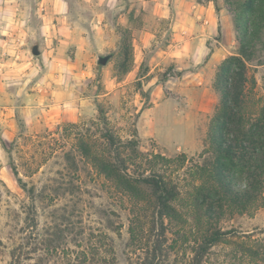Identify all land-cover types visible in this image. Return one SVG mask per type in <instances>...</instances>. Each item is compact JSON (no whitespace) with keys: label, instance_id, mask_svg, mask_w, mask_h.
Wrapping results in <instances>:
<instances>
[{"label":"rangeland","instance_id":"rangeland-1","mask_svg":"<svg viewBox=\"0 0 264 264\" xmlns=\"http://www.w3.org/2000/svg\"><path fill=\"white\" fill-rule=\"evenodd\" d=\"M228 2L0 0V264L28 233L27 215L39 233L55 227L63 235L44 264H140L153 257L187 264L197 223L186 202L179 206L184 228L166 220L163 232L151 204L117 193L78 156L77 170H69L63 153L74 150V133L93 134L101 106L110 127L122 139L135 137L144 156L197 159L219 101L212 86L217 66L236 54ZM200 36L217 66L194 59ZM105 54L108 62L98 64ZM255 57L248 75L264 99V44ZM176 174L182 183V170ZM18 178L25 189L34 187L35 199ZM217 226L228 231L226 240L202 264H264V207L227 211Z\"/></svg>","mask_w":264,"mask_h":264},{"label":"trees","instance_id":"trees-1","mask_svg":"<svg viewBox=\"0 0 264 264\" xmlns=\"http://www.w3.org/2000/svg\"><path fill=\"white\" fill-rule=\"evenodd\" d=\"M228 3L234 7L236 54L217 66L212 86L219 101L209 120L205 147L197 159L184 153L174 157L160 153L144 156L135 137L122 139L110 127L101 106L97 121H93L97 122L93 134H89V129L74 133V150L63 153L69 170H77L78 156L117 193L151 204L163 232L166 220L180 224L184 221L179 206L186 202L189 210L195 212L197 223V238L187 264H202L212 247L225 242L228 231L217 224L227 211L243 214L264 207V99L253 93L255 80L248 75L257 47L264 44V0ZM123 65L127 72V64ZM65 126L77 127V123ZM10 165L18 176L13 160ZM179 170L183 172L182 183L176 174ZM18 180L25 189L26 185ZM25 190L35 199L33 186ZM52 191L51 200L59 188ZM41 194L40 199H45V189ZM28 216L25 217L28 233L12 247L7 264H44L45 258L60 247L63 236L60 230L51 227L46 235L39 233L35 217ZM36 252L35 258L32 255ZM253 253L250 251L249 255L253 257ZM140 264L165 263L154 262L153 257Z\"/></svg>","mask_w":264,"mask_h":264},{"label":"crops","instance_id":"crops-1","mask_svg":"<svg viewBox=\"0 0 264 264\" xmlns=\"http://www.w3.org/2000/svg\"><path fill=\"white\" fill-rule=\"evenodd\" d=\"M200 5V4H199ZM193 7H195V5H193ZM200 7H202V8H204L203 7V5H200ZM180 13H183V12H180ZM201 15L199 14L198 16H197V18L198 17H200ZM196 22H198V21H196ZM204 22H207V19H205V21ZM203 25V24H202ZM201 26V25H200ZM199 41H198V47H197V49H196V53L195 54H193L194 56V59L195 60H197L196 58H198V60L200 59L201 60V58H206V57H208V61L213 65V66H217L216 65V63H215V60H216V53H215V51L214 52H212V53H210L209 51H208V47H207V45H205V44H203V42H204V40H205V36L203 37V36H200L199 38ZM206 41V40H205ZM195 55H196V58H195ZM218 64V63H217Z\"/></svg>","mask_w":264,"mask_h":264},{"label":"water","instance_id":"water-1","mask_svg":"<svg viewBox=\"0 0 264 264\" xmlns=\"http://www.w3.org/2000/svg\"><path fill=\"white\" fill-rule=\"evenodd\" d=\"M31 52L34 55L40 54V50H39L38 45H36V44L33 45L32 48H31ZM110 57H111L110 54L98 55L97 63L100 64V65H105L108 62V60L110 59Z\"/></svg>","mask_w":264,"mask_h":264}]
</instances>
